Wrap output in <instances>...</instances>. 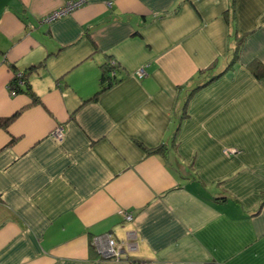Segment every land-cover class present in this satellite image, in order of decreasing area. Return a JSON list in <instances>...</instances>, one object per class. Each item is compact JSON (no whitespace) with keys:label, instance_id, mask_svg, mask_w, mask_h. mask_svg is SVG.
Masks as SVG:
<instances>
[{"label":"crops","instance_id":"0c3cea01","mask_svg":"<svg viewBox=\"0 0 264 264\" xmlns=\"http://www.w3.org/2000/svg\"><path fill=\"white\" fill-rule=\"evenodd\" d=\"M74 1L0 0V264H264V0Z\"/></svg>","mask_w":264,"mask_h":264},{"label":"built area","instance_id":"2783aa9c","mask_svg":"<svg viewBox=\"0 0 264 264\" xmlns=\"http://www.w3.org/2000/svg\"><path fill=\"white\" fill-rule=\"evenodd\" d=\"M86 3V0H76L74 2H71L67 5V7H65L64 9L54 12L53 14H51L50 16H48L45 19V22H52L55 19H58L64 15L70 14L71 12H73L75 9L83 6ZM146 73L144 70H139L137 72V76L141 79L143 77H145ZM22 74L18 73L17 74V78H21ZM53 136L58 139V140H62L63 139V129L62 128H58L57 130H55ZM121 215L123 216V218L127 221V222H132L133 221V216L132 214L128 213V212H120ZM135 234L131 233L129 234V240L127 243H117L112 236L108 235L106 236V241L108 243V247L107 249L102 252L103 256L105 258H120L121 254L124 251V248H126L129 251H134L137 246H136V242H135ZM98 243V242H97ZM144 264H151V263H144Z\"/></svg>","mask_w":264,"mask_h":264},{"label":"trees","instance_id":"16d2710c","mask_svg":"<svg viewBox=\"0 0 264 264\" xmlns=\"http://www.w3.org/2000/svg\"><path fill=\"white\" fill-rule=\"evenodd\" d=\"M39 67H40V65L39 66H34V68L32 67L29 70L30 71L29 73H21L22 77L20 79L17 78V74H15V77H14V79L11 82V90L13 91L14 94L26 93V94L31 96V98L33 99V102L35 104H38L40 101H39V98L33 93V91L31 90V88L29 86V75L31 74L33 69H36V68H39ZM251 68H252V70H253V72H254L256 77L260 78L261 76L264 75V67L261 66L260 64H254ZM113 70H114V67L112 66L109 69V72H108L107 76L105 75L103 77L104 83L106 82L105 84H108L109 86L113 85V82H112L113 77L112 76L109 77L110 76L109 73L113 72ZM106 71H108V69ZM209 83H211V81L205 83V85L201 86L200 88L208 85ZM200 88H197L194 91H196V90H198ZM105 89L106 88H103L101 90V93ZM16 116H17V114L12 116V117H10V118H6V119L0 120V126L6 129L9 126V124L14 120V118ZM164 149H165V146H162L160 148L155 149L153 152L154 153H162L164 151ZM107 259H121V257L120 258L113 257V258H107ZM144 263H150V262H144V261H139V260H136L134 262L132 261V264H144Z\"/></svg>","mask_w":264,"mask_h":264}]
</instances>
